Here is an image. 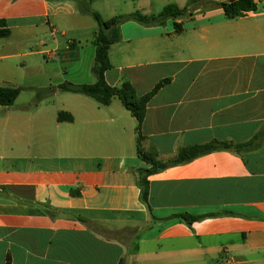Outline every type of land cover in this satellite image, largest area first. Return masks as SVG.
Masks as SVG:
<instances>
[{
  "label": "crops",
  "instance_id": "obj_1",
  "mask_svg": "<svg viewBox=\"0 0 264 264\" xmlns=\"http://www.w3.org/2000/svg\"><path fill=\"white\" fill-rule=\"evenodd\" d=\"M188 1L0 0L10 29L0 86L36 87L38 54L61 65L45 68L42 90L95 82L98 24L84 7L109 19ZM255 2L234 18L202 4L161 25L120 24L108 84L126 79L143 95L167 79L147 104L144 150L167 160L211 140H252L151 174L148 206L137 171L151 164L137 155V120L119 97L102 105L63 91L78 95L0 105V264H264V0ZM181 213L204 217L188 223ZM100 223L129 232L106 236Z\"/></svg>",
  "mask_w": 264,
  "mask_h": 264
},
{
  "label": "trees",
  "instance_id": "obj_2",
  "mask_svg": "<svg viewBox=\"0 0 264 264\" xmlns=\"http://www.w3.org/2000/svg\"><path fill=\"white\" fill-rule=\"evenodd\" d=\"M202 4L218 5L223 8L229 18L243 16L247 12L256 9L255 0H227L220 3H214L210 0H189L184 7L175 3L165 5L158 14L147 15L140 11L129 14H120L109 19H104L98 12L93 11L89 6L84 7L86 13L91 14L98 24L94 33L93 43L96 46V54L92 65V72L95 76L93 83H73L64 81L58 85L62 91L81 93L93 97L102 105H109L113 97L121 99L123 105L131 112L137 120V155L145 162L151 164L150 168L139 169L137 171V185L140 188L141 201L148 206L149 200V180L148 176L165 168L191 161L192 159L210 153L218 149H231L239 152L241 149L249 147L252 140L245 143H234L226 140H211L202 144H195L181 148L177 154L167 160L158 157L156 151H146L142 148L141 127L147 111V104L155 92L167 81L164 79L156 84L155 88L143 95L137 94L135 87L128 80H123L119 86H111L105 79V72L111 68L109 59L110 46L119 40V26L127 20H135L143 25H161L170 18H178L187 13L193 14L197 6ZM177 28L180 25L176 23ZM3 27V28H1ZM10 34V29L6 27V21L0 19V37H6ZM22 88L12 85L0 86V105L9 106L14 103L19 96ZM59 119L72 120L71 115L60 113ZM211 215V214H209ZM183 218L188 223H192L203 218V215H193L190 213H181L173 215ZM118 264H125L121 259Z\"/></svg>",
  "mask_w": 264,
  "mask_h": 264
},
{
  "label": "rangeland",
  "instance_id": "obj_3",
  "mask_svg": "<svg viewBox=\"0 0 264 264\" xmlns=\"http://www.w3.org/2000/svg\"><path fill=\"white\" fill-rule=\"evenodd\" d=\"M99 6L100 5L97 4V8ZM94 7L96 8V5H94ZM59 37H61V36L59 35ZM45 38L48 40L51 37L47 34ZM64 47H65V42H63L62 47H61L62 51L64 50ZM34 57L36 58V60H38V62L43 63V69L44 70L40 72L38 79H33V81H32L34 84H37L36 87L31 88V87H27L26 85H24V87H22L21 93L18 97V99H19L17 102L18 107L30 108L29 103L31 100H37V99H42V98H46V97L50 98V99H61L62 97H65L66 95H78V94H72V93H67V92H63V91H59L57 94L50 93L51 89L42 90L43 88L41 86H45V85H43L44 78L46 77V74L49 72V71L47 72L45 68L48 67L50 69V71H56L57 70L56 67H58V69L61 70V67H60L61 65L58 62V60H56V61L47 60V58H45L44 55H42V54H40V55L38 54ZM13 61L12 60L8 61V63H10V68H13V65H12ZM24 69H26V68H24ZM13 70L14 71H13L12 75H14V76L17 75V72L19 71V69L13 68ZM26 71L28 72V69ZM31 108L35 109V107H31ZM25 131L31 133L32 128L29 126V128ZM97 226H99V228L103 229V232L106 236H111L110 234L113 235V233L118 232L117 235L119 236V234H120L122 237V235L124 236V233L127 234V231L129 232V230L126 228L118 229L117 226H115V225L112 226L111 224H107V223H104V224L100 223ZM108 231H110V232L108 233Z\"/></svg>",
  "mask_w": 264,
  "mask_h": 264
}]
</instances>
